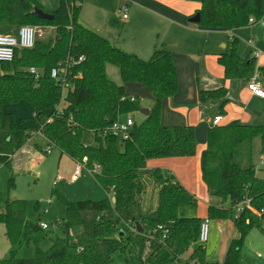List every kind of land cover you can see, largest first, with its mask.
I'll return each mask as SVG.
<instances>
[{"label":"trees","instance_id":"16d2710c","mask_svg":"<svg viewBox=\"0 0 264 264\" xmlns=\"http://www.w3.org/2000/svg\"><path fill=\"white\" fill-rule=\"evenodd\" d=\"M199 2L202 7L197 12L201 14L198 25L210 30L234 31L264 24V0ZM82 8L83 0H60L54 12L45 11L37 0H0V34L16 35L26 24L50 26L56 33L54 38L38 41L33 49L16 51L12 62H0V168L5 165L12 172L13 157L31 134H40L47 148L58 149L61 156L68 155L75 162L86 159L97 183L107 193L113 192V198L72 201L59 194L67 211L66 218L58 224L65 237L54 240L47 251L37 247L33 259L12 256L0 259V264H112L115 253H120L127 264H208L207 248L198 243L205 218L182 212L187 207L196 209L197 197L171 171H151L154 193L150 200L156 197L158 202L155 208L143 207L148 193L144 183L147 162L191 158L198 148L193 125L170 128L161 123L163 100L178 92L172 54L155 50L149 60H143L114 46L82 24ZM36 10L53 18L42 19ZM238 46L239 39L233 37L218 57L225 78L249 82L258 72L264 80V66L258 67L255 57H241ZM69 57L83 61L69 66L73 87L63 95L51 73ZM108 65L119 70L124 84H141L156 99L149 116L141 123L135 122L128 140L107 129L143 107L140 100L126 93L124 84L109 78ZM30 68L41 70L38 80ZM227 96L225 88L200 91L202 104L221 101V114H225ZM22 102L34 111L33 128L26 125V120L4 110ZM87 133L94 135L95 145L84 143ZM258 138L264 154V126L238 120L221 124L209 129L201 154L202 180L211 197L206 218H231L237 232L223 264H242L241 251L247 237L253 230L264 234V178L259 177L253 164V143ZM0 205V225L5 226L12 244L23 240L38 244L47 237L38 222L28 220L27 201L2 194ZM239 207L242 211L235 216ZM122 223L133 227L135 234L118 237ZM147 249L149 253L145 255Z\"/></svg>","mask_w":264,"mask_h":264},{"label":"rangeland","instance_id":"374dc122","mask_svg":"<svg viewBox=\"0 0 264 264\" xmlns=\"http://www.w3.org/2000/svg\"><path fill=\"white\" fill-rule=\"evenodd\" d=\"M135 1L131 0L128 3L129 11L123 12L124 1L121 0H85L80 20L88 23L97 14L94 17L98 20L107 18L109 27L104 34L112 35L119 48L134 53L143 60H149L151 51L153 53L156 49L171 52L178 75V92L175 96L163 100L161 123H163L164 114L167 122L171 121L170 118H173L175 113H182L184 116L188 114V118L191 120L192 113L197 108H200L202 120L213 118L214 114L221 110L222 103L217 104V107H214L217 102L213 101L204 105L200 101L199 92L204 89V86H213V81L218 82L220 66L217 63V55L212 54L222 52V45L228 41L227 33L212 31L189 22L190 17L186 15V12L200 10L202 5L199 0H140L142 4L148 2L169 4V7L163 6L164 8H161L160 13L162 15L146 9ZM163 12L169 14H163ZM124 15L128 17V20L124 19ZM241 29L246 32L244 35L241 33L235 35L239 39L238 54L240 56L250 55L251 50L245 43L249 38L255 39L257 49L261 52V58L258 60L264 63L263 24L250 25ZM49 32L50 34L45 40L54 38L56 35L55 31ZM144 52H147V54ZM107 74L117 84H124L116 67L108 65ZM255 75H259V73L256 72ZM207 78L208 81H206ZM233 81H239L238 85L236 84L237 90L235 92L239 91V84L248 83V81L243 80ZM126 91L130 97L140 100L143 108L151 109L156 103L151 90L141 84L129 83ZM237 96L236 93V97L235 95L234 97L237 99ZM235 104L240 103L237 101ZM177 106L181 107L176 108ZM244 108L253 116L248 125L264 126V101H255L250 106L245 105ZM6 111L26 120V125L29 128L35 126L34 111L28 104L22 102L10 105L6 107ZM129 116L137 123L145 120V116L140 112L124 118ZM192 122H195L193 123L195 125L196 118L192 119ZM193 124L191 123V125ZM32 140H35L37 145L31 144ZM84 143L95 145L94 135L87 133ZM120 149H123V147L120 146ZM46 151L47 144L40 134H31V138L18 151L12 162L13 171L11 172L5 165L0 168V195L9 194L12 199L27 201L28 220L38 222L41 227H47L45 230V236L47 237L41 239L38 244L33 241L27 243L24 240L21 243L12 244L6 236L5 226L1 224L0 259H8L12 256L18 259H33L36 257L37 247L42 251H47L52 247L54 240L65 237L63 228L58 224L66 218L67 211L65 204L58 196L59 194H64L68 200L72 201L101 200L111 195V192L107 193L97 183L93 175L87 172L85 174L88 175L89 180L83 178L79 182H71V176L77 163L68 155L60 158L61 153L56 148L52 149L50 154H47ZM253 164L256 166L259 177L264 178V154L261 153V140L259 138L253 143ZM147 170L144 183L148 193L143 202V207L146 210L151 203L156 207L158 202L157 198L154 201L150 200L151 193H154L150 173L154 169L147 166ZM197 200L196 209L187 207L182 212L191 217L202 218V215L207 217V203L198 198ZM2 211L3 205H0V212ZM237 214L236 209L234 215ZM221 227L224 229V233L219 232L216 221H211L210 239L204 245L207 248L208 264H223L228 248L234 238L236 228L233 219L226 220V223ZM120 230L118 237L129 236L135 234L136 231L125 223L120 225ZM225 246H227L226 249H224ZM5 247H8V251H5ZM191 251L185 255V259L189 258ZM148 253L149 250L147 249L145 255ZM240 261L242 264H264L263 233L258 230H253L250 233L242 248ZM112 264H127V262L120 253H115L112 257Z\"/></svg>","mask_w":264,"mask_h":264},{"label":"crops","instance_id":"0c3cea01","mask_svg":"<svg viewBox=\"0 0 264 264\" xmlns=\"http://www.w3.org/2000/svg\"><path fill=\"white\" fill-rule=\"evenodd\" d=\"M37 1L40 3V5L43 7V9L45 11H48V12H54L60 6V0H37ZM121 1H124V5L122 6V8L124 6H126L128 11H129L128 3H130L131 0H121ZM84 2H85V0H83V8H82L81 15H82L83 10H84ZM135 2L137 4H139V5H142L146 9H148L150 11H153V12H155L157 14H160V15H162L160 13V11L162 10L161 8H164L163 6L169 7V4L164 3V2H162V3L148 2L146 4H142V2L140 0H136ZM198 10L196 9L195 12H193L194 10H189L188 12H186V15H189V17L191 19L192 17H194L197 14ZM173 12H174V10H173ZM163 14H169V13H164L163 12ZM97 15H94V16H97ZM94 16L90 20V22H88V23H85L84 21L81 20L82 24L85 25L86 27L90 28L91 30L101 34L102 36L106 37L114 46L118 47V43L115 42V40L112 38V35L104 34V33H106V31H107V29L109 27V25H108L109 20L107 18H103L101 20H98ZM100 17H102V16H100ZM80 18H81V16H80ZM190 19H189V22H190ZM126 20H128V17L126 18ZM259 23H262V22H259ZM259 23H256V24H259ZM256 24H252V26L256 25ZM89 25H91V26H89ZM263 27H264V24H263ZM212 31H223V32L227 33V35H228V39H227L228 41L222 45V48H223L222 52L217 53V54H212V55H217V63H218V57L226 51L228 43L230 42V40H232L233 37H236L235 36L236 33H238V34L241 33L242 35H244L245 32H246L245 30H242V29H238V30H234V31H226V30H212ZM249 41H253V45H249ZM245 44L247 46H249V48L251 50V53H249L250 55H247V56L244 55V56H241V57H243V58L255 57L257 59L258 66L259 67L264 66V63L258 60V59L261 58V56H259V57L256 56L257 51H259L257 49L256 40L249 38ZM165 51H167V50H165ZM168 52H170V51H168ZM144 53L147 54V52H144ZM153 53L151 51V56H152ZM139 55H140V53H139ZM193 58H195V57H193ZM214 59H215V57H214ZM219 68L220 69L218 71V77H219L218 78V82L217 81H213L212 82L213 86H211V87L204 86L203 90L208 91V90H216V89H219V88H225L228 91L227 98H228L229 103L224 108L225 114H221L220 113L221 110H219V112L214 114L213 118H211V119L208 118L207 120H204V119L202 120L201 119L200 108H197L192 113V119L196 118V124L195 125L193 124L195 122H192V119L190 120L188 118V114H186L187 116H184V115H182V113H177V114L175 113L174 117L170 118L171 121H168V122L166 121L165 114H164V117H163L162 125L165 126V127H170V128H172V127H184L186 125H191V123L195 126V128H196V138H197V141H198V148H197L196 155L194 157H191V158H159V159H152V160H149L147 162V166L150 169H163V170L171 171L176 176L178 181L182 184V186L187 191H189L190 193L195 195L198 199H201L202 201H205L207 203L206 204L207 205V210H208V206H209L210 201H211V197L209 196L207 187H206V185L204 184V182L202 180L201 154L206 148L207 133H208L209 129L214 127L212 125L214 117L217 116V115L224 116V120L222 122L223 125L229 124L232 121H236V120H238V121H240V122H242L244 124H248L253 119V116L248 110L245 111V108H244L245 105L246 106L247 105L250 106V104L255 102V101H259V102L260 101H264L263 99H260V98H258L256 96H254L249 91V89L247 87V85H248L247 82H243L241 85L239 84V87H238L239 91L235 92L237 90L236 86L238 85L239 81H233V80L226 79L225 76H224L223 68L221 66ZM206 81H208V78L206 79ZM263 83H264V80H263ZM128 84L129 83H125V90H126V87L128 86ZM126 93H127V91H126ZM236 93L238 95L237 99L235 98L236 97ZM234 95H235V97H234ZM211 101L217 102L214 105V107H217L218 106L217 104L221 103L219 100H211ZM237 101L240 104H238V105L235 104ZM6 107L4 108L5 112H7L6 111ZM180 107L181 106H177L176 108H180ZM147 109L151 110L150 108H147ZM7 113H10V112H7ZM129 117H131V116H129ZM122 119H125V118L123 117ZM30 143L34 144V145H37L35 143V140H32ZM17 154H18V152H17ZM16 155L13 157L12 162L15 159ZM63 156L60 155V158H62ZM86 172L88 174H90L87 171V169L84 170L83 173H82L81 178L79 179V181L81 179H83V178H84V180H89L88 175L85 174ZM88 193L90 194V192H88ZM109 197L113 198V192H111V195ZM155 199H156V197H154L153 201ZM150 206L155 208V206H153V203H151ZM205 212H206V210H205ZM189 217H191V216H189ZM204 217H206V216L202 215L203 219H204ZM216 222L218 224L219 232L224 233V229H222L221 226L224 223H226V220H224V221H216ZM128 226H130V225H128ZM235 237H237V232L234 233V238ZM227 246H225L224 249H226ZM221 248H223V246H221ZM7 249H8V247H5V251ZM221 255H223V254H221ZM220 257H223V256H220Z\"/></svg>","mask_w":264,"mask_h":264},{"label":"built area","instance_id":"2783aa9c","mask_svg":"<svg viewBox=\"0 0 264 264\" xmlns=\"http://www.w3.org/2000/svg\"><path fill=\"white\" fill-rule=\"evenodd\" d=\"M122 11L127 12V7L124 6ZM124 18L126 19L127 16L124 15ZM250 22L253 23V20ZM49 31H54V28L50 26L25 25L19 29L16 35L0 34V62H12L15 58L16 51L18 50L33 49L38 41L45 40L47 38L48 34H50ZM249 45H253V41H249ZM260 54L261 52L257 51L256 56L259 57ZM81 61H83V58H80L79 61L76 62L73 58L69 57L65 64L60 63L57 68L52 70L51 77L59 84L63 95H66L73 87L70 81L71 72H69V66L75 64L78 65ZM29 72L35 75L37 80L40 78L41 70L37 68H30ZM248 89L254 96L264 100L263 80L259 75H255L248 82ZM223 120L224 117L222 115H217L214 117L212 125L214 127L219 126L222 124ZM134 124L135 121L131 117L120 119L112 123V125L107 129V132L119 137L120 139L128 140ZM51 151L52 148L48 147L46 152L47 154H50ZM76 163L77 165L75 171L71 177V182L74 183L79 181L84 170L87 169V171L92 174V171L87 167L86 159L78 160ZM241 211V207L237 208L238 213ZM210 224V219L205 218L201 225V231L198 240L199 244L205 245L209 242ZM42 228L44 230L47 229L46 226H42Z\"/></svg>","mask_w":264,"mask_h":264},{"label":"water","instance_id":"95a60500","mask_svg":"<svg viewBox=\"0 0 264 264\" xmlns=\"http://www.w3.org/2000/svg\"><path fill=\"white\" fill-rule=\"evenodd\" d=\"M38 16L42 19H45V20H51L53 18V16L47 14V13H44L43 11L41 10H36ZM201 21V14L200 13H197L194 17H192L190 19V22L193 23V24H198L200 23ZM263 86H264V83H263ZM140 113L142 115H144L145 117H148L149 114H150V110L149 109H146V108H143L140 110ZM113 201L115 202V199H113ZM137 226L139 227V230L138 232L141 233L142 232V228H140V226L137 224Z\"/></svg>","mask_w":264,"mask_h":264}]
</instances>
